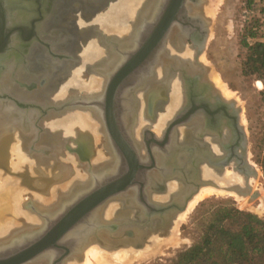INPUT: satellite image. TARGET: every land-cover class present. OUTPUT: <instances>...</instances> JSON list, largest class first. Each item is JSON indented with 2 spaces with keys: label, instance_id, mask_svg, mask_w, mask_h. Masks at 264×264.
<instances>
[{
  "label": "flooded vegetation",
  "instance_id": "flooded-vegetation-1",
  "mask_svg": "<svg viewBox=\"0 0 264 264\" xmlns=\"http://www.w3.org/2000/svg\"><path fill=\"white\" fill-rule=\"evenodd\" d=\"M51 1L0 0V22L5 20L3 32L0 30V39H4L6 35L8 36L5 46L0 50V96L6 94L7 98L9 96L18 103L17 107L14 101L8 100L6 105L2 106L0 104V111L3 116L10 118L11 121L17 120V122L20 121L23 124V126L19 127L23 131L22 138L25 141L26 153L28 156H33V159L27 158L24 166H31V163L35 165L39 161H42L43 164L51 165H72V162L66 163V160H62L59 157L60 154H63L61 150L57 149L59 145L57 146V141L55 142L54 139L52 140L57 146L54 148V154H45L41 148V140L44 138L45 131L34 125L37 110L45 112L41 106L48 105L46 107H52L53 103L44 102L39 106L37 102L40 103L41 100H38L35 92L29 95L20 90L24 94H17L14 91L15 88H12V90L7 87L5 79L6 74H9V76L11 74L12 79L19 77L18 68L20 65H25L27 58L29 59L30 45L33 43L44 47L49 53L51 50L58 55H68V52L61 48L53 49L51 43L45 39L44 33L41 32V25L45 21L47 8ZM169 1L144 0L136 9L134 47H128V43L132 38L125 41L120 35L116 39L112 36L106 37V34H104V37L102 36L104 38L103 43H108L112 47L109 64L102 68L105 74L100 77H94L90 80V83L86 84V87L78 88V90L72 91L73 93L70 92L64 98L51 99L53 100L52 102H61L57 106L58 109L77 108L83 112L79 114L86 115V117L90 116L89 118L93 121L91 124H95V127L79 124L76 132L73 133L74 135L71 134L64 141L68 146L76 147V141H72L75 138L77 144L82 148L78 155L75 152L67 151L63 146L65 152L72 156L73 160L75 158L73 162L76 165L86 167L106 162L108 159V151L106 149L108 143L103 133L100 116L105 112L104 105L108 100V87L112 82H115L116 74L126 64L132 53L140 50L142 44L147 42L153 33L159 31V29L162 30V33H160V50L146 55L134 74L118 79L111 96L114 112L119 119L118 130L122 138L128 143L135 140L142 143L145 140L151 144L150 153L144 151V149H138L139 163L152 167L156 165V168H153L147 178L143 179L140 177L136 179L138 183L142 184L141 190L131 189L127 195L129 197L130 195H135L139 199L143 198L144 201L163 202L169 194L177 193L185 197L200 181H208L212 186L215 185L214 187L216 188L232 190L231 188L234 184L244 187L246 183H250V177L253 174L251 171L253 164L249 160L246 151L245 131L244 135H242L235 126L237 115L240 117L237 120L241 124L240 110L234 99L222 94L223 92H220V88L214 84L216 81L207 77L205 64L200 59L204 51V49L201 51L200 46L202 42L206 44L209 37L208 16L204 11V0H183L176 7L169 6ZM167 10L173 11L175 15L172 22L168 25L164 20L162 21ZM105 31L102 30L101 33ZM109 35L111 34L109 33ZM159 52L162 53L157 57ZM104 55L105 51L101 47L97 59L94 60H101ZM38 58L39 55H35L33 58L35 66ZM11 61L18 63L15 67L17 69L14 71L11 69L12 66L5 67ZM20 62L22 64H19ZM192 63L199 68L192 69L190 66ZM143 68H145L146 73L143 72ZM4 69L6 71L2 73ZM177 74H181V78H183L182 112L185 115L184 121L182 125L172 128L171 132H169L165 149L153 150L155 144L150 141V136L148 134L144 135L142 131L144 126H147L156 135L160 134V132L159 134L156 132L153 125L159 118L165 104L170 100V94L175 84H179L175 76ZM43 76L45 75L42 74L38 78L20 82L29 85L35 83L37 87L40 85V79ZM136 87L138 90L134 93ZM135 94L136 97H139L137 104L141 106L143 102L142 106H144L140 110L142 115L141 113L137 114L139 113V106L135 109V121L132 126H129ZM124 99L129 103V109L125 112L122 105ZM27 113H30L31 117H33L30 120V124L27 122ZM145 116L151 119V123L147 121V123L141 124L145 120ZM135 123L136 128L134 127ZM96 133L102 137V144L105 149V153L102 152L103 154L95 149ZM85 143L87 146L83 148L82 146ZM93 150L96 153L92 154ZM158 155L161 156L160 159ZM161 166L166 168V170ZM228 171L231 174L241 176L243 180H230ZM201 188L202 186L199 190ZM57 202L59 200L49 206H44V208H49ZM179 204L178 202L176 203L177 206ZM172 209L175 210L176 208L172 207ZM38 218L39 222L43 219L45 220L43 215ZM73 256L75 254L71 257ZM38 264L45 263L40 261Z\"/></svg>",
  "mask_w": 264,
  "mask_h": 264
},
{
  "label": "rangeland",
  "instance_id": "rangeland-1",
  "mask_svg": "<svg viewBox=\"0 0 264 264\" xmlns=\"http://www.w3.org/2000/svg\"><path fill=\"white\" fill-rule=\"evenodd\" d=\"M123 1L125 0H52L47 8L45 21L41 25V32L44 33L45 39L51 43L53 49L61 48L65 52H68V55H70L71 58H55L51 56L49 51L44 47H41L37 43H33L30 45L29 59L27 58L25 65H20L18 68L20 73L19 77L12 79L11 74L10 76L9 74H6L5 79L7 87L11 89L15 88L14 91L17 94L25 92L26 94L32 95L35 92L38 100H41L40 103L37 102V105L39 106L44 102H49L50 104L53 103L54 105L56 101L52 102L53 100L64 98L70 92L78 90V88H81L82 86L86 87V84L90 83V80L94 77L104 75L105 73L102 68L109 64L110 52L112 50V47L108 43H103L104 34H106V37L112 36L116 39H118V35H120L123 37L122 39L126 41L127 39L130 40L132 38L136 30L135 14L131 17L129 15L127 18L128 20L126 19L124 22H117L118 19L116 17L112 20L115 14H110L109 10L113 5L116 6ZM204 3V11L208 16L207 25L209 37L200 59L206 66L207 77L209 79L213 78L216 81H214V84L220 88V92L222 93L224 90L223 85L231 91L230 96L225 95V92L222 94L234 99L235 104L240 110L241 124L246 135L247 156L257 170L256 176H253L252 174L250 177L251 190L246 194H238L235 190H225V193L211 194L197 200L194 206L189 210L187 208L188 211H183L187 212L181 218L179 224L176 225L175 221L169 236L161 239L158 245L153 249L138 250L130 247L117 248L128 250L129 258L127 257V260L123 259L124 261L122 260L121 262L116 261L115 264H173L179 251L200 240L205 226L211 218L212 211L218 206H235L238 209L250 211L264 219V210L255 212L243 204L241 199L242 197H249L252 205L255 206L262 203L264 206V178L259 164V160L264 152V89L263 85L261 86L258 84L259 79H256L254 75L246 76L242 74V61L245 55V48L240 45V38L244 30V25L249 18L252 16L254 17L257 14V9L255 6L250 7V9L247 8L246 0H204ZM121 15H119V17H122ZM96 20H102L101 23L104 22V26L107 27L108 30L102 28L103 24L96 25ZM101 28L104 31H108L111 35L106 31L101 33ZM126 28H128L126 32L124 31L120 33L117 31L118 29ZM101 46L105 51V58L103 57L101 60H94L97 59ZM35 55H39L36 66L34 65L33 60ZM17 64L16 61H11L5 67L12 66L11 69L14 71L17 69L15 68ZM19 64H22V62ZM190 66L193 69L199 68L193 63ZM5 69L2 73L6 71ZM29 69L30 71H28ZM42 74L48 76L47 81L42 86L39 85L32 90H27L21 88L18 84V81H29L38 78ZM216 75H219L223 85H220L218 80H216ZM37 88H39V91H36ZM18 90L23 92H19ZM137 90L136 87L134 93L137 92ZM5 97L6 96L0 97V104L2 106L6 105L8 100L14 101L9 96L8 98L6 97L5 100ZM137 99L139 100V97H136L135 94L129 126L133 125L136 118L134 111L139 106L137 104ZM122 103L125 112L129 109V103L125 99ZM142 104L143 102L141 103V106H139L138 112H140L144 106H142ZM46 106H41L45 112L36 109L37 116L35 118L36 124L34 123V125L39 127L40 130L44 129L45 131L44 138L41 140V148L43 152L45 154H54V148L57 147L55 142L57 141L56 144L60 145L58 143L60 139L59 137L54 136L52 131L61 132V128H64L68 123H75L70 122V120L72 121L74 119L75 121H78V118L81 116L79 113L83 112L77 108L60 110L54 106ZM27 116V122L30 124V120L33 117H31L30 113H27ZM82 116L85 117L83 114ZM144 118L148 123H151V119L147 118V116ZM59 119L62 122L61 127H53V125L50 124L51 121ZM10 124L12 125L9 126ZM2 125L3 127L6 125L8 128L15 126L19 128V131V126H23L20 121L17 122L16 120L13 122L10 118L3 116L0 111V127ZM78 125L74 126L78 127ZM94 125L92 126L95 127ZM134 127L136 128V123ZM96 135L97 140H95V149L101 153H105L102 144V137L97 133ZM52 139H54L55 142H53ZM65 144L66 143H64V147ZM59 148L60 147L57 149ZM94 153L96 152L93 150L92 154ZM26 156V161L27 158L33 159V156H28L27 153ZM15 157L16 156H12L13 160H16ZM59 157L62 160H66V163L72 162V165L67 166L57 164L56 166L55 164L51 165L43 163L34 165L35 168L38 167L46 175L51 177L57 174L56 179L54 178L50 181L41 180L39 176L33 172L34 169L32 166H26L27 169L30 168L29 172L30 176L33 178L32 182L34 185L36 184L35 188L34 186L32 188L31 184L22 185L19 181L20 184H16L14 181H6L3 176H0V207L7 206L8 208V213L0 219V232L6 231L9 227L18 226L23 222H32L31 219L37 217L35 210H37L39 206H49L58 200V194L67 192V190H69V188H71L76 182L86 179L87 167L76 165L73 162V157L69 156V154L67 157L64 154H60ZM3 168L4 167H0V173H4V170L7 172V169ZM19 170L20 172L23 171L22 168ZM6 172L5 174H8ZM235 176L238 175L235 174ZM5 190L10 192H6ZM230 191L233 193L235 192L236 194H230ZM257 191L258 194L253 196L252 194ZM17 193L20 195V202L17 201V204H15L14 202L16 201H14L13 198ZM30 199H33L38 203L33 204L35 210L24 206V204ZM110 206L112 208H117L118 205L116 202H110L105 207L104 215H106V217L110 216L107 214L108 207ZM2 209L4 210V208ZM179 215L177 216V219ZM3 222L7 223L3 224ZM87 247L88 246L83 248L82 256L75 255L66 260L64 264H72L73 262L82 261ZM113 250L116 249H112V251ZM136 252L141 255H136ZM42 261L44 262L45 260L42 259Z\"/></svg>",
  "mask_w": 264,
  "mask_h": 264
},
{
  "label": "water",
  "instance_id": "water-1",
  "mask_svg": "<svg viewBox=\"0 0 264 264\" xmlns=\"http://www.w3.org/2000/svg\"><path fill=\"white\" fill-rule=\"evenodd\" d=\"M182 1L170 0L168 5L176 7ZM174 17V12L167 10L162 21L164 20L168 25ZM4 26L5 20L0 22V30L2 32ZM160 33H162V30L159 29V31L148 38L147 42L142 44L140 50L132 53L126 64L116 74L115 82H112L107 90L108 100L104 105L105 112L100 116L103 133L108 143L106 147L108 159L104 163L112 161V157L115 156L118 161L116 169L106 173L100 180H95L89 188L83 189L76 194L72 200L63 205L59 211L44 223L42 221L37 223L23 222L18 226H12L6 231L0 232V264H38L43 258L45 259V264H64L66 260L71 258L72 254L81 256L83 248L91 242L110 248L121 246L136 249L143 248L146 244H153L158 239L167 237L173 229L177 214L186 209L188 201L196 194L199 188L203 185H212L208 181H200L194 189L190 190L187 196L183 197L178 193L169 194L163 202L144 201L143 198L139 199L135 195L127 196L131 189H136V191L142 189V184L138 183L136 179L140 177L143 179L147 178L153 168H156V165L152 167L139 163L138 149H144V151L150 153L151 144L149 141L144 140L141 143L135 140L128 143L122 138L118 130L119 119L114 112L111 96L118 79L134 74L146 55L160 50ZM7 37L6 35L4 39H0V50L5 46ZM132 38L131 47L133 48L135 33ZM204 43L202 42L200 46L201 51L205 47ZM50 55L58 59L71 58L70 55H58L51 50ZM143 71H145V68H143ZM176 78L182 95V101L178 108L167 120L159 135L150 131L147 126H144L142 131L144 135L148 134L150 141L155 144L153 150L165 149L169 132H171L172 128L182 125L184 121L185 115L182 112L183 78H181V74H177ZM47 79L48 76H43L40 79V86L44 85ZM18 84L21 88L27 90H32L36 87L35 83L29 85L18 81ZM2 96L7 95L3 94ZM13 100L17 105L16 100ZM59 103L61 102H56L53 106L57 108L60 105ZM238 118H240L239 115L236 116L235 126L244 135L243 127L239 124ZM72 141H76L77 146L72 147L65 144V148L67 151L75 152L79 155L82 148L77 144L75 138ZM251 171L253 176H256L254 166H251ZM76 185L81 186L83 182H77ZM231 189L238 194H246L251 190V184L246 183L244 187L234 184ZM257 194L258 191L252 195L256 196ZM110 202H116L118 206L112 215L106 217L104 215L105 207ZM177 202L180 203L178 206L176 205ZM33 204L38 203L30 199L24 206L35 210ZM172 207L176 209L173 210ZM2 208L0 207V215L3 212L6 215L8 208H5L6 210ZM35 212L38 217H42L40 212L38 213L37 210ZM27 234L30 235L28 236Z\"/></svg>",
  "mask_w": 264,
  "mask_h": 264
},
{
  "label": "bare ground",
  "instance_id": "bare-ground-1",
  "mask_svg": "<svg viewBox=\"0 0 264 264\" xmlns=\"http://www.w3.org/2000/svg\"><path fill=\"white\" fill-rule=\"evenodd\" d=\"M144 0H125L121 3H118L116 6L113 5L111 7V9L109 10V13H113V18L112 20L116 17L118 19L117 22L119 21H126V19L128 18V16L130 15V17L133 15V14H136V9H138L137 7L143 2ZM159 2H161V0H159ZM147 3V2H146ZM150 3V2H149ZM145 5V3H144ZM100 11V10H99ZM115 12V13H114ZM107 13V12H106ZM120 13V14H119ZM122 13V15H121ZM119 15H121L122 17H119ZM122 18V19H121ZM116 19V20H117ZM104 20V19H103ZM128 20V19H127ZM102 21V20H101ZM101 21L99 20H96V25H102V28H105L106 30H108L107 27L104 26V22L101 23ZM121 22V23H122ZM119 26V25H118ZM128 27V26H127ZM101 28V30H103ZM111 30V28H110ZM128 30V28L126 29H118L117 31L118 32H126ZM134 36V35H133ZM99 39V38H98ZM121 39V37H120ZM133 38L130 40V42L128 43V47L131 46V44L133 43ZM101 41V40H100ZM122 41V39H121ZM96 42V41H95ZM99 44V43H98ZM100 46V45H99ZM102 47V46H101ZM98 48V47H97ZM101 49V48H100ZM17 50V49H16ZM102 51V50H101ZM108 51V50H107ZM184 51V50H183ZM162 52H159L157 54V57L161 54ZM189 53V52H188ZM191 53V52H190ZM100 54V53H99ZM185 54V53H184ZM102 56V54H101ZM156 57V58H157ZM191 57V56H189ZM100 59V58H99ZM193 69V68H192ZM144 73H146V71H143ZM176 76V75H175ZM212 76V75H211ZM216 80H218V82L220 83V85H223L222 82H221V79L219 77V75H216ZM95 79H98V78H95ZM100 80V79H99ZM173 80V78H172ZM97 81V80H96ZM98 83V82H96ZM258 84L262 86V82L260 80H258ZM100 85V84H99ZM95 86V85H93ZM152 86V85H151ZM174 86V85H173ZM84 86H82L83 88ZM224 87V90L223 92H225V95H228L230 96L231 95V91L225 86L223 85ZM222 87V88H223ZM70 89V88H69ZM170 89H171V85H170ZM169 89V90H170ZM39 91V90H38ZM20 92V90H19ZM61 93V91H60ZM142 98V97H141ZM143 99V98H142ZM150 101V99H149ZM182 101V95H181V91H180V86L179 84H175V87L173 89V91L171 92L170 94V100H168V103L165 104L164 108L162 109V111L160 112V116L159 118L157 119L156 122H154V129L156 130V132H161V129L163 128V126L165 125V123L167 122V120L172 116V114L175 112V110L178 108L179 104L181 103ZM123 104V103H122ZM123 113V112H122ZM141 112H139L140 114ZM124 114V113H123ZM142 115V113H141ZM139 115V116H141ZM82 116V114H81ZM79 117L78 121H75L74 119L70 122H75V123H68V125L64 126V128H61V132L60 131H52V134L54 136H57L59 137V141L58 143L60 144L59 145V150L62 151V153L67 157V153L64 151V141L68 138V136H71V134L75 133L76 132V126L78 124H85V125H94V124H91L93 121L91 118H89L88 116L85 117L82 116V117ZM125 116V115H124ZM126 117V116H125ZM124 117V119L126 120V118ZM129 118V116H127ZM142 117V116H141ZM156 120V119H155ZM139 122V121H138ZM144 124V123H147V121H143L141 122V124ZM50 124L54 126H62V122L59 120H55V121H51ZM138 124V123H137ZM12 124H10L9 126H11ZM51 125V126H52ZM76 125V126H74ZM3 125L0 127V167H4L3 169H7V172L4 170V173H0V176H3L4 179L6 181H14V183L18 184L19 182H21L22 185H30L34 186V188L36 187L34 185V183L32 182L33 178L30 176V172H29V169L26 168V166H24L26 164V146H24L25 144V141L23 140L22 138V129H20L19 131V128L13 126V127H10L8 128L6 125L3 127ZM7 127V128H6ZM125 127V126H124ZM140 127V126H139ZM138 128V127H137ZM139 133V132H138ZM74 135V134H73ZM62 137V138H60ZM72 144V142H71ZM73 145V144H72ZM76 145V144H75ZM58 146V145H57ZM74 146V145H73ZM84 146L86 147L87 144L85 143L82 147L84 148ZM12 156H16V160H13ZM158 158L160 159L161 156L158 155ZM75 160V158H74ZM32 162V161H31ZM161 162V161H160ZM43 162L42 161H39L38 163L36 164H42ZM98 164V163H97ZM90 165L87 167V177L85 180L83 181H78V182H83V185L81 186H77L76 183L71 187L69 188V190H67L68 194H66L67 192L65 193H62L61 195L58 194V200L59 202H57L56 204L50 206L49 208H44V206H39V208L37 209V212L41 213L45 220L43 219L42 222L44 223L48 218H51L57 211L60 210V208L63 207V205H65L68 201L72 200L76 194L80 193L83 189H86V188H89L90 185H92L94 183L95 180H100L101 178L104 177V175L110 171H113L116 169L117 167V164H118V161L117 159L115 158V156L112 157V161L108 162V163H101V164H98V165ZM254 165V164H253ZM31 166L32 168L34 169V173H36V175L39 176V178L41 180H45V181H50L51 179H56L57 177V174L53 175V177L49 176V175H46L41 169H39L38 167L35 168L34 167V163H31ZM57 166V165H56ZM86 167V166H84ZM163 167V166H161ZM166 167V166H165ZM22 168V172H20L19 169ZM2 169V168H1ZM0 169V170H1ZM164 170H166V168L163 167ZM256 169V168H255ZM1 172V171H0ZM8 173V174H5ZM257 172V170H256ZM229 173V179L230 180H234L235 181H239V180H243L241 176H235L233 173L231 174L229 171L227 172ZM151 176V175H150ZM19 181V182H18ZM52 182V181H51ZM50 182V183H51ZM222 182V181H221ZM255 182V181H254ZM224 183V182H223ZM239 183V182H238ZM20 184V183H19ZM45 185V184H44ZM21 186V185H19ZM220 186H223V185H220ZM21 188V187H20ZM174 188V187H173ZM19 189V188H18ZM21 190V189H20ZM6 192H10V191H7L5 190ZM44 191V190H43ZM57 191V190H56ZM58 192V191H57ZM226 191L224 190V188H216L214 186H202V188L196 192V194L188 201L189 203H187V207L185 210H188L194 206V204L197 202V200L199 199H202L208 195H211V194H216V193H225ZM20 193V191H19ZM230 194H236L235 192H229ZM64 194V195H63ZM21 195V193H20ZM20 195L17 193L15 194L13 200L16 201L14 202L15 204H17V201L20 202ZM3 196V195H1ZM5 196V194H4ZM241 197V196H240ZM242 202L243 204H245L246 206H248L249 209H252L254 210L255 212H260V211H263L264 210V206L263 204L261 203L260 205H252L249 197H242ZM264 199V198H263ZM262 199V201H263ZM244 205V206H245ZM5 206V205H3ZM4 210H6L5 208H7V206L3 207ZM116 208H112L111 206L108 207V210H107V214L108 215H111L113 213V211L115 210ZM183 210V211H185ZM187 210V211H188ZM179 212L177 214V216L179 215L178 219H177V216L175 218V221H176V225L179 224V221L181 220V218L186 214V212ZM4 213V215H3ZM1 213L0 215V218H2L3 216H5V212ZM8 212H6L7 214ZM13 215V214H12ZM26 218V217H25ZM177 219V220H176ZM32 222H29V223H37L39 222V218L38 217H34L33 219H31ZM174 221V223H175ZM8 222V221H7ZM7 222H3V224L7 223ZM94 222V220H93ZM14 223V222H13ZM1 225V224H0ZM14 227V226H13ZM177 227V226H176ZM175 227V228H176ZM177 229V228H176ZM172 231V230H171ZM171 233V232H170ZM28 236L30 234H27ZM169 236V235H168ZM162 239V238H161ZM161 239H158L157 241H155L153 244L150 243V244H146L143 248H139L138 250H149V249H153L155 246L158 245L159 241ZM93 243H96V242H91L90 244H88L87 246V249L85 251V254H84V257L82 259V261H77V262H73L72 264H115L116 261H119L121 262L123 259L124 260H127V257L129 258V252L128 250H125V249H117V248H122L123 246L121 247H117V248H110V247H102L103 245H98V244H93ZM86 247V246H85ZM84 247V248H85ZM107 248V249H105ZM124 248H129V247H124ZM132 248V247H130ZM111 251H109V250ZM112 249H116V250H113ZM131 251V250H130ZM83 254V251L81 253V256ZM73 255V254H72ZM136 255H141L140 253L138 254L136 252ZM145 256V255H143ZM43 260H45L43 258ZM123 260V261H124ZM42 261V260H40ZM119 264V263H118Z\"/></svg>",
  "mask_w": 264,
  "mask_h": 264
},
{
  "label": "trees",
  "instance_id": "trees-1",
  "mask_svg": "<svg viewBox=\"0 0 264 264\" xmlns=\"http://www.w3.org/2000/svg\"><path fill=\"white\" fill-rule=\"evenodd\" d=\"M247 8L256 7L246 0ZM257 9V7H256ZM260 13L246 21L240 45L245 48L242 74L254 75L264 89V30ZM264 178V152L259 160ZM264 264V219L235 206L212 211L200 240L179 251L173 264Z\"/></svg>",
  "mask_w": 264,
  "mask_h": 264
},
{
  "label": "built area",
  "instance_id": "built-area-1",
  "mask_svg": "<svg viewBox=\"0 0 264 264\" xmlns=\"http://www.w3.org/2000/svg\"><path fill=\"white\" fill-rule=\"evenodd\" d=\"M255 4L257 7V11L260 13L261 18H262L261 29L264 30V0H255Z\"/></svg>",
  "mask_w": 264,
  "mask_h": 264
}]
</instances>
